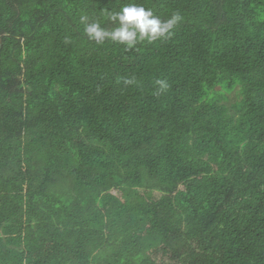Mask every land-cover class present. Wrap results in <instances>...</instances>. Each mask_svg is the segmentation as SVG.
I'll use <instances>...</instances> for the list:
<instances>
[{"label": "trees", "instance_id": "16d2710c", "mask_svg": "<svg viewBox=\"0 0 264 264\" xmlns=\"http://www.w3.org/2000/svg\"><path fill=\"white\" fill-rule=\"evenodd\" d=\"M0 264H264V0H0Z\"/></svg>", "mask_w": 264, "mask_h": 264}, {"label": "clouds", "instance_id": "9594fccd", "mask_svg": "<svg viewBox=\"0 0 264 264\" xmlns=\"http://www.w3.org/2000/svg\"><path fill=\"white\" fill-rule=\"evenodd\" d=\"M105 15L111 22L118 23L119 27L108 31L102 28L98 21L88 23L86 16L81 17L88 39L95 41L98 45L110 40L124 45L128 50L145 40L149 43L157 40L166 41L172 36L174 26L183 19L179 12H173L169 19L161 20L159 16L154 15L151 8L146 9L143 5L136 3L125 4L120 11H106ZM124 83L131 84L133 81L125 79ZM156 84L159 86L157 95L169 88L165 80L158 79Z\"/></svg>", "mask_w": 264, "mask_h": 264}, {"label": "bare ground", "instance_id": "6f19581e", "mask_svg": "<svg viewBox=\"0 0 264 264\" xmlns=\"http://www.w3.org/2000/svg\"><path fill=\"white\" fill-rule=\"evenodd\" d=\"M56 20V19H55ZM17 54V53H16Z\"/></svg>", "mask_w": 264, "mask_h": 264}]
</instances>
